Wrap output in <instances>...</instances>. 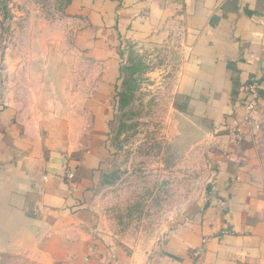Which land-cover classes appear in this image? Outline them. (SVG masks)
Wrapping results in <instances>:
<instances>
[{
    "label": "crops",
    "instance_id": "1",
    "mask_svg": "<svg viewBox=\"0 0 264 264\" xmlns=\"http://www.w3.org/2000/svg\"><path fill=\"white\" fill-rule=\"evenodd\" d=\"M90 9L99 90L117 80L127 43L180 37L181 105L229 142L215 160L209 207L147 252L98 242L89 204L109 157L104 135L1 106L0 264H264V133L239 136L247 84L257 83L264 112V0H90Z\"/></svg>",
    "mask_w": 264,
    "mask_h": 264
},
{
    "label": "rangeland",
    "instance_id": "2",
    "mask_svg": "<svg viewBox=\"0 0 264 264\" xmlns=\"http://www.w3.org/2000/svg\"><path fill=\"white\" fill-rule=\"evenodd\" d=\"M90 11V0H0V107L68 118L91 138L103 134L109 157L96 172L89 204L94 237L147 252L203 219L215 160L229 142L181 105L186 54L170 32L142 46L127 43L117 80L99 90ZM92 93V108H84ZM261 107L254 116L259 127L245 130L242 122L241 140L250 130L264 133ZM60 125L64 131L69 124Z\"/></svg>",
    "mask_w": 264,
    "mask_h": 264
},
{
    "label": "built area",
    "instance_id": "3",
    "mask_svg": "<svg viewBox=\"0 0 264 264\" xmlns=\"http://www.w3.org/2000/svg\"><path fill=\"white\" fill-rule=\"evenodd\" d=\"M261 98L258 91L257 83H249L246 85V97L243 101V109L245 116L243 118L244 129L259 127L256 123L255 115L260 112ZM258 122V121H257ZM260 123V122H259ZM73 177V175H71Z\"/></svg>",
    "mask_w": 264,
    "mask_h": 264
}]
</instances>
